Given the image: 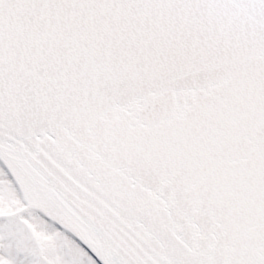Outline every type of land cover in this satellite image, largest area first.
Masks as SVG:
<instances>
[{"label":"snow or ice","instance_id":"snow-or-ice-1","mask_svg":"<svg viewBox=\"0 0 264 264\" xmlns=\"http://www.w3.org/2000/svg\"><path fill=\"white\" fill-rule=\"evenodd\" d=\"M0 264H264V0H0Z\"/></svg>","mask_w":264,"mask_h":264}]
</instances>
